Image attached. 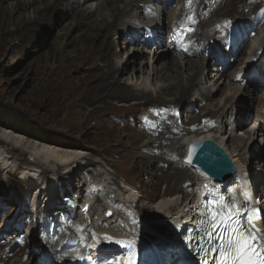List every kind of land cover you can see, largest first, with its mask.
<instances>
[{"label":"bare ground","instance_id":"bare-ground-1","mask_svg":"<svg viewBox=\"0 0 264 264\" xmlns=\"http://www.w3.org/2000/svg\"><path fill=\"white\" fill-rule=\"evenodd\" d=\"M9 1L10 0H0V15H6V17L0 18V38L1 40L5 39L6 46H11L15 37H18L17 43H15L17 46H23L25 43H32L39 39V37L35 35L42 29L41 25H45L47 21H50L52 15L56 12L59 13L65 10V12L73 13L72 18L77 14L74 18V22L76 23L73 27L71 26L72 29L70 27L71 31H68L66 38L61 43L64 53L60 54L56 52L52 61L58 66L56 65L55 68L53 67L54 69L51 67V70L50 67H48L47 70H50L51 73H55L60 65L62 67L67 65L66 67L68 68H60V70H58L57 74L60 77L63 73L78 70L85 64L97 65V68H99V71L97 72L98 75L96 77L94 76L90 81L89 86L80 81L76 83L73 77L69 84L62 83V78L56 81V85L59 84L58 86L61 88L62 94L67 95L68 98L74 96L77 98L75 99L72 108L78 110V116L80 117L85 115L84 108L86 104L88 106H95L100 101L107 102L113 98L124 101L141 100L136 102L134 104L135 106L136 104H139V106L140 104L143 105L142 102H145L144 104L146 106L148 104H153L157 101L153 100L150 87L156 84H158L156 87V94L159 98H162L163 94L173 95L175 96L173 102L178 103L176 105H182L185 102L189 103L190 110H196L197 107H200L198 104L200 102H206V105L210 103L212 109L205 105V116L195 119V123L203 122L206 118H208L206 121H212L214 119V114H219L225 118L227 115L224 116V114L229 107H231L229 110L233 108V104L236 101L235 96L238 94L243 97L241 99L244 101H246L245 98H247V103L251 104L253 102V104H251L253 105V108L256 107L257 110L261 108L259 107V104L264 96L250 95L248 94L249 91L246 90V87L242 86L244 89H241L240 87L249 73L244 74V72L241 71V73L238 76H234L235 78H232L231 81L228 80L229 82H227L225 78L226 75L224 73L222 74L220 71L221 68L217 70L216 74L209 73L208 77L204 76L202 73V69L206 68V66H204L202 61H199L198 59H202V53L206 44H211L213 46L212 48L217 46L219 48L223 45L226 46L225 44L228 42L227 37L229 33L224 35L221 40L217 41L216 39H213L214 31L212 29L214 28V24L211 22L214 20L208 21L209 16L210 18L215 17L216 20H219L221 16H224L220 14L221 12L218 8L215 10V13L214 11L212 13L209 12L216 0L214 2L213 0H198V2H196V0H180L178 2V6H180L179 10L175 12L177 15L169 12V22L170 24L172 23V25L174 24V26L171 27L169 25L163 31L160 29L159 25L163 23L162 17L165 19L166 14L160 3H157L158 5H155V8L157 12L162 11V16L160 13L154 14L148 11L147 6L152 3L151 0H99L98 4H89V6L83 4L84 0H12L11 3L13 4L11 5H14V2H16L15 7L10 13V10L6 13V8H9L10 5L8 4ZM206 7H209V9L204 13L203 11ZM31 9H33V17L27 15ZM132 9L133 12L129 13L128 11H132ZM75 11H77V13H74ZM188 14L190 15L186 18ZM263 16L264 12L261 16L249 18L248 21H224H226L225 25L235 33L234 37L239 36L238 38L235 37L233 41L234 45H236V50L231 52L230 55L236 56L235 61L238 63L244 58V55H242L244 54L243 47L248 46V41L249 45H255V48L253 49V54L257 55L255 61L248 63L249 56L251 55L248 54L249 56H246L243 63L245 68L251 69L250 73L259 70V79L264 81V75L263 77H260L261 71L264 74V45L261 47V43L263 44L262 41H264V34L255 36V38L246 35L247 30L253 28L257 24V21L263 19ZM137 21L138 23L133 26ZM233 22H235L234 25ZM10 26L15 28L14 31L9 30ZM63 28L60 27V29ZM171 29H175L176 32H182V34L186 35L185 41H179L175 31L170 34ZM72 32H79L80 34L72 37ZM144 32L148 35H145L146 37L143 39L142 35ZM159 33L163 34V39L161 41L158 37ZM122 36H125L126 38L124 56L127 58L125 61H118V55L114 52L111 47L112 45L110 46V44L113 43L114 40V42H119L120 37ZM240 36L243 39V43L237 41ZM168 38L179 43L175 46V50H177L180 55L186 54L185 57H182V60H186L184 69L181 66H178V57L174 52L171 53V47H168L169 50H164L167 48L165 41ZM152 41L158 42L157 51L149 61L152 68L147 71L144 69L146 64L149 63L148 61L145 62L142 67H135L137 64V58L145 56L144 53L146 52L142 50H146ZM189 41L190 43H188ZM95 43L98 45L95 46ZM183 43H187V51L181 50ZM134 46L139 47L142 50L136 47L134 48ZM257 46H260V48H256ZM161 51L163 52L161 53ZM216 52L217 51H215V53ZM200 53L201 55L198 56ZM212 53L209 54L212 55ZM258 58H260V60L257 62ZM61 60L64 61V63H61ZM208 67L210 68L209 63ZM130 70L132 72H130ZM229 70L230 68L226 71ZM51 73L50 75H52ZM85 74L91 75L90 72ZM201 84H205V86L199 87ZM42 87V98L40 99H43L47 94V89H44V85H42ZM78 87L81 92H79ZM234 88L238 89V94L236 93L233 96L231 93ZM120 90L125 91L124 95L121 94V92H118ZM91 91H95V94L89 95L88 92L90 93ZM214 92L215 94L221 93V95H223L221 97L222 101L213 99L212 95ZM223 101L224 104H222ZM173 102L155 103L154 105L163 108L160 109V112L158 113H155L157 110L153 113H147L145 110L146 107L142 108L141 111L145 112V115L149 116V119L155 118V129L147 128L146 130L140 129L141 131L134 132L144 133L147 136L155 135L157 130L162 133L158 136L159 139L157 141H148V143L145 144V147H155L154 144L165 141L164 138L174 133L169 128V125L164 123L165 108H172L175 106V103ZM108 104L111 103L109 102ZM240 104L245 106L246 102L240 101ZM111 106L112 104L109 105L108 108ZM250 106L246 105L248 113H250L248 110ZM246 109L244 111H246ZM91 114L92 113L88 114L89 117ZM176 117L180 120L178 115H176ZM218 118L224 120L222 117ZM89 121L90 120L87 119L83 122L88 128H90ZM145 122L146 121H144V124ZM96 126L99 127L97 124ZM80 127L81 124L79 125L75 123L76 129ZM124 127L126 126H122L123 129H125ZM194 128L199 130L197 127ZM204 128H206V126ZM174 130L177 134H185L186 131H189L182 126H175ZM246 130H248V128ZM221 133H223V127L221 125L217 126L215 132L211 131V128L208 127V129L202 133L184 136L175 143L174 140H167V142L165 141V144L160 145L159 148L165 146L167 151L181 149L182 155L177 162L176 168H185L188 167V165L183 162L189 146L194 142H199V140H213L218 142L223 149L228 152L238 167L242 168V166L244 167L248 164L246 167L254 170L256 164L263 177L264 153H262V149L264 148V144H261L263 147L260 150H257L261 146L254 143L252 139L256 136L257 128L245 132V138H243L245 142H243V145L240 144L239 141H236V138L234 137L235 132H231L228 137L227 132H225L224 135H221ZM141 140L142 138L138 137L136 133L133 134L132 142L135 143ZM246 141L250 142V144L246 143ZM168 142H172L173 144H167ZM73 147L74 146L59 147L45 142L31 141L22 134L15 133L8 128L1 129L0 127V174H10L14 169V162L19 163L24 160L25 154L29 155V158L25 159L23 163L24 167L22 164L16 163V170L22 172L21 180L30 188L34 187L40 181V189H38L37 186L33 190H29L26 187L25 189H27V192L29 193L40 190L39 194L44 203L42 206L49 207L53 204V201L56 200V196L59 195V192L57 191L59 186L62 187L63 192L64 190L65 192L68 190V192L73 194H79L72 190V188H70L71 186L67 185V182L64 181L66 176L74 175L71 174L74 171L68 170L64 173L65 170L71 169L74 165H78L79 161L83 160L84 153L78 149L73 150ZM241 147H243V149L248 148V150L242 152ZM237 152L238 154L236 155ZM247 152L254 156L248 163L246 162ZM195 171L200 173V177H198L201 182L198 183L199 181L194 177L195 180H192H194L193 182L195 184H199L198 187L199 189L201 188V190L205 187L234 184L238 176L237 172L236 176L232 178L233 180L231 179V182L216 184L206 174L198 170ZM168 177L174 178V175L168 174ZM111 179L112 181L109 179V182L108 180L103 179L102 176L99 177V175H96V177L93 178V181H90L91 190L87 196L88 198L85 197L87 198L86 206L84 207L82 205L83 208L81 207L79 213L82 220H80L81 223L79 229L84 233L85 237L83 236L84 238H82L81 236L80 242L75 247L80 248L78 251L76 250L78 254L75 259L83 261L85 254L90 252L95 253L97 254V257H100L101 255L97 252H100V250L104 248L117 251L111 247L108 242L120 240L128 241L137 247L139 253L137 252L138 257L135 261L136 264H177L180 257H183L184 252H181L179 249L180 245L172 240L174 233L170 232L162 225V223L163 220H165V222L173 229V232H175V225L182 224V222H179L178 220L189 217V214L195 206L194 203L198 196V192H193L188 188V190L180 189L177 186L181 193L182 191L183 193L186 192L189 197L183 202V198H180V196H178L179 194L171 193V191L176 190V185H168L158 200L153 199L146 203V205L140 206L141 195H137V193L130 189L129 185L125 182V184L118 186L117 179H114V177ZM113 186L117 187L116 190ZM81 191L84 192L85 188L84 190L81 189ZM36 194L37 193H35L34 196ZM22 202L24 201L22 200ZM234 204L236 205V203ZM21 206L22 205H20V207ZM110 210H112L111 214L108 215ZM152 216L155 220H150ZM184 235L188 236L189 233H184V225H182V231L179 237H184ZM180 244L182 247L185 244V241L182 240ZM176 245L178 249L176 248ZM75 248L73 245L67 247L68 250L72 251L75 250ZM113 257H109L108 259L113 261ZM114 262H116V260ZM15 264H18V262ZM49 264L52 263L50 262ZM118 264H125L124 256L120 258Z\"/></svg>","mask_w":264,"mask_h":264},{"label":"rangeland","instance_id":"rangeland-1","mask_svg":"<svg viewBox=\"0 0 264 264\" xmlns=\"http://www.w3.org/2000/svg\"><path fill=\"white\" fill-rule=\"evenodd\" d=\"M214 1L215 0H213V2ZM11 2L12 0L8 2L10 5L9 8H6V13H8L9 10L10 13L15 7L16 2H14V5H11L13 4ZM196 2H198V0H196ZM98 3L99 0H84L83 2V4L86 6H89V4L96 5ZM179 7L174 8L176 9V11L173 12L174 15L176 14L175 12L179 10ZM212 7L210 8L209 12L212 13L214 11L215 13V10L218 8L221 12L220 14L224 15L219 19L223 20V27L220 23H218V31H216L215 28L212 29L214 31L213 39L218 41L222 38L218 39L216 37L217 32L224 35V33L232 31L228 26L225 25L226 21L224 20H227V22L232 20L248 21V19L251 17L261 16L264 12V0H216ZM208 9L209 7H206L203 12L206 13ZM128 12H133V9L132 11L130 10ZM74 13H77V11ZM27 15L29 17H33V9L29 10ZM72 15L73 13L65 12V10L59 13L56 12L54 15H52L50 21H47L45 25H41L42 29L35 35L38 36L39 39L33 41L32 43H25L23 46H17L15 44L17 43L18 37L14 38L11 46H6L5 39L1 40L0 38L1 129L8 128L9 130L16 132L15 130L20 131L21 128H29L28 130L31 131L29 132V135L26 134V136H23L30 139L31 141L36 142L41 141L30 138L32 137L30 133H33L32 131L34 130H40L42 132L40 137H45V139L42 140L44 142H46L47 139H51V143L53 144L64 145L65 147L74 146L73 150L78 149L84 153L83 160L79 161L78 165H74L71 169L65 170L64 173H66L68 170H72L74 172L71 174L80 176L82 172L87 170L91 176L92 173H102V175H97H99V177L102 176L103 179H108L109 182L110 180L112 181L111 178L114 177V179H117L118 186L126 183L129 185L130 189L137 193V195H141L140 206L146 205V203L150 202V200H158L161 194L166 190L167 186L174 184L176 185V190H170L171 193L177 195L179 194L178 196H180V198L182 197V201L184 202L189 197L188 195H184L183 191L181 193L179 188L184 190L189 189L193 192H196L194 189H192V187H187V189L184 186L190 185V183L192 186H198L193 181L200 177V173L195 170L194 172L188 167L176 168L177 162L182 155V150L174 149L173 151H167L165 146L159 148L160 145L165 144V141L167 142V140H174L175 143L184 136L202 133L206 131L208 127L211 128V131L215 132L218 125L225 127L233 114V110L240 103V101L246 102L247 106H250L253 103H247V98H245L246 101L242 100L241 98L243 97L238 94V89L234 88L231 95L234 96L236 93L238 95L235 96L236 101L233 104V108L229 110L231 108L229 107V109L224 114V116L227 115L225 118L219 114H214V119L212 121L208 120L210 122L206 121L208 119L206 118L203 122L195 123V119L205 116L206 110L204 109L206 106L212 109L210 103L206 105V102H200L198 103L200 107H197L196 110H190L189 103L185 102L182 105H176L178 103L173 102L175 99V96L173 95L163 94L162 98H159V96L156 94V87L158 86V84H156L150 87L153 100L157 101L153 104H148L146 106L144 104L145 102H142L143 105L140 104L139 106V104H136L135 106L134 104L141 100L124 101L113 98L107 101L108 103L110 102L112 104L110 108H108V106L111 104H108L105 101H100L95 106H88L86 104L84 108L85 115L80 117L78 116V110L72 108L73 103L77 98L75 96L68 98L67 95L62 94L61 88L58 86L59 84L56 85V81L62 78V83L64 82V84H69L71 82V78L73 77L76 83L80 81L81 83L89 86V83L94 78V76L96 77L98 75L97 72L99 71V68H97V65L95 64H85L78 70L63 73V75L60 77L57 74L58 70H60V68H68L66 67L67 65L62 67L59 64L60 66L56 69L55 73H51L50 71L51 67L55 68L57 65L52 62L56 55L55 53H64L61 43L66 38L68 31L70 32L76 23L74 22V18L77 14L74 16V18H72ZM1 17H6V15L1 14L0 18ZM213 20H216L215 17L210 18L209 16L208 21ZM262 21L264 22V16L263 19L257 21V24L253 28L247 30L246 35H250V37L252 36L255 38V36L264 34V25L260 27L261 31L259 30V26ZM234 24L235 22H233V25ZM60 27L67 29H60ZM14 29L15 28L13 26L9 27V30L14 31ZM172 33H174L173 29L170 30V34ZM71 34L72 37H75L80 33L72 32ZM145 35L147 34L144 32L142 35L143 39L146 37ZM235 37L238 38L239 36ZM114 41L110 44V46L112 45L111 47L118 55V61H125L127 58L124 56V46L126 44L125 36L120 37L119 42ZM237 41L240 42L239 39ZM262 42L263 44L261 43V47L264 45V41ZM188 43H190V41ZM96 45L98 44L95 43V46ZM250 46L243 49L244 54L242 55H244V58L242 61L240 60L238 63L235 61L236 64H231L228 67L230 68L229 71H226L228 68L223 70L222 68L220 69L222 74L224 73L226 75L225 78L227 82H229L228 80L231 81L232 78H235L234 76L240 72V67L244 64L243 61L246 59V56L252 54L254 47ZM135 47L136 46H134V48ZM150 48L151 46H148L147 50ZM139 49L142 50L141 48ZM212 49L213 48L209 49V53L213 52ZM164 50L169 49L167 47ZM181 50L187 51V47L182 48L181 46ZM142 51H145L146 53H144V57L137 58V64L135 65L137 68L142 67L145 62H149L152 58V55L149 51ZM154 51L155 48H153V52ZM162 52L163 51H161V53ZM171 53L173 52L171 51ZM207 54L208 51L204 50L202 53V59L205 58ZM175 55L178 57V66H181L184 69L186 60L183 59L182 61V57H185L186 54L180 55L179 53ZM200 55L201 53L198 54V56ZM202 59L198 60L202 61ZM62 60L61 63H64ZM48 67H50V70H47ZM212 67L213 66L210 64V68L208 67L207 69H202L204 76L208 77L209 73H217L212 69ZM151 68L152 66L149 62L146 64L144 69L147 71ZM131 70L130 72H132ZM89 72L91 75L85 74ZM50 73L52 75H50ZM42 85H44V89H47V94L43 97V99H40L42 98ZM201 86L204 87L205 84H201L199 87ZM236 86L239 87L238 85ZM242 88L243 87H241V89ZM78 90L81 92L79 87ZM250 91L257 93L251 89L248 92L250 95L254 94L255 96H264V93H258L257 95L255 93H250ZM94 92L95 91H91L90 93L88 92V94L94 95ZM118 92H121L123 95L125 93V91L121 90ZM220 95L221 93L215 94L214 92L212 97L214 100L217 99L218 101H222L221 97L223 95ZM158 102L175 103V106L172 108L167 107L168 109L165 108L164 111V123L169 125V128L174 133L164 138L165 141L161 142L162 144L158 142L157 144H154L155 147L148 148L145 147V144L151 140L157 141L159 139L158 136L162 134L160 133L161 131L157 130L155 132L156 134L152 136H147L144 133H137L134 131H141L140 129L146 130L147 128L155 129V118L149 119V116L145 115V112H142L141 110L143 107H146L145 110L147 113H153L155 110H157L155 113H158L160 112V109H163L154 105ZM222 104H224V101ZM246 105L244 106L245 109ZM259 105V107H261H258L259 111L256 107L255 109L253 108V105H251L248 109L250 113H248L246 109L240 119L243 125H247L251 128L250 130L257 128V132L261 131L260 128L264 125V98H262V101L260 100ZM191 112L193 114H191ZM89 113H92L90 117L88 115ZM176 115L180 117V120L176 117ZM218 117H222L224 120H221ZM87 119L90 120V128L86 127L85 123H83ZM144 121H146L145 124ZM245 121H247V123ZM75 123L79 125L81 124V127L76 129ZM96 124L99 125V127H97ZM122 126H126L124 127L125 129H123ZM175 126H182L184 129L189 131H186L185 134H177L174 130ZM205 126L206 128H204ZM194 127H197L200 131ZM240 130H242V127L238 129V131ZM19 133L22 134L21 132ZM134 133H136L138 137L142 138V140L135 143L132 142ZM221 135H224V133H221ZM239 143H242V141L240 140ZM167 144L173 143L168 142ZM262 147L263 146L257 150H260ZM262 153H264V148L262 149ZM25 155L24 160L19 163H14L23 165L25 159L29 158V155ZM15 164L14 169L10 174H0V264H15L16 262H18V264H49L50 262L52 264H75L74 262L77 264H85L87 259L88 261L86 264H118V261L121 257L117 258L119 257L117 254V257H113V261L108 259L110 254H112V250L106 249L104 247V249L100 250V252H97L101 255L100 257H97V254L90 252L85 254L83 261L76 260L75 258L78 254L76 250L78 251L80 248L75 247L80 242L81 236L82 238L85 237L84 233L79 229V225L82 221L79 217L81 202L79 203L78 207L72 209L68 208L66 204H63L61 198L58 197L57 202L53 207H47L43 205L35 210L26 202V199L31 194L27 192L28 190L25 189V187L29 190H33L37 186L38 189H40V181L34 187H28V185L22 182V172L16 170L17 164ZM255 172H258L257 168H255ZM168 174H173L174 178H169ZM68 176H64V180L67 179ZM19 185H22L23 190L19 189ZM116 188L117 187H114L115 190ZM66 192H68V190H66ZM65 196L68 197L70 194L66 193ZM22 200L24 202H22ZM20 205L22 206L20 207ZM150 220H155V218L152 216ZM162 225L170 232L175 233L173 232V229L165 222V220H163ZM72 245L75 250H68L67 247H71ZM91 260L93 261L91 262ZM115 260L116 262H114Z\"/></svg>","mask_w":264,"mask_h":264},{"label":"snow or ice","instance_id":"snow-or-ice-1","mask_svg":"<svg viewBox=\"0 0 264 264\" xmlns=\"http://www.w3.org/2000/svg\"><path fill=\"white\" fill-rule=\"evenodd\" d=\"M258 211L242 214L238 206L224 203L209 213L215 231L210 251L217 254V264H264V230L255 225Z\"/></svg>","mask_w":264,"mask_h":264},{"label":"water","instance_id":"water-1","mask_svg":"<svg viewBox=\"0 0 264 264\" xmlns=\"http://www.w3.org/2000/svg\"><path fill=\"white\" fill-rule=\"evenodd\" d=\"M184 161L206 172L217 182L230 180L236 173L231 156L213 140H201L191 144Z\"/></svg>","mask_w":264,"mask_h":264},{"label":"trees","instance_id":"trees-1","mask_svg":"<svg viewBox=\"0 0 264 264\" xmlns=\"http://www.w3.org/2000/svg\"><path fill=\"white\" fill-rule=\"evenodd\" d=\"M12 129V128H11ZM29 128H21V130L20 131H18V130H15L16 132L15 133H19V132H21L22 133V135H25L26 136V134L27 135H29V132H31L30 130H28ZM33 133H30V135L32 136V137H30V138H32V139H35V140H39V141H41V142H44V141H42V139H45V137H40L41 135H42V132L39 130H34V131H32ZM25 133V134H24ZM20 134V133H19ZM47 139V138H46ZM52 141H51V139H47L46 140V142L45 143H47V144H50V145H53V146H59V147H64V145H58V144H53V143H51ZM19 189H22L23 190V187L21 186V185H19Z\"/></svg>","mask_w":264,"mask_h":264}]
</instances>
